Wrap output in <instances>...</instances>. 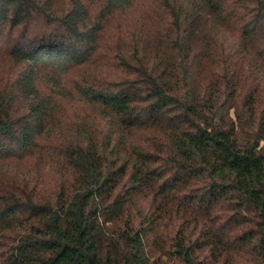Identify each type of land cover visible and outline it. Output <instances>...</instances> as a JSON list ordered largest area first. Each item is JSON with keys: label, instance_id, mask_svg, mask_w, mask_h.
<instances>
[{"label": "trees", "instance_id": "1", "mask_svg": "<svg viewBox=\"0 0 264 264\" xmlns=\"http://www.w3.org/2000/svg\"><path fill=\"white\" fill-rule=\"evenodd\" d=\"M135 1L0 0V264H264V0H165L105 53Z\"/></svg>", "mask_w": 264, "mask_h": 264}, {"label": "rangeland", "instance_id": "2", "mask_svg": "<svg viewBox=\"0 0 264 264\" xmlns=\"http://www.w3.org/2000/svg\"><path fill=\"white\" fill-rule=\"evenodd\" d=\"M165 0H136L134 4L124 11H118L113 16L110 17L106 23V40L104 42L103 50L105 53L112 52V48L117 49L120 47L123 51L128 49L131 35H136L140 37L142 41L153 43L156 39V36L167 26L168 18L167 14L164 11ZM0 53V73L6 69H9L13 66V63L5 60ZM100 64L98 63L93 69H100ZM92 69V70H93ZM83 68H74L64 76L65 85L70 88L73 92L70 94V100H65L62 104V110L59 112L62 118H68L69 115H79L83 114L84 110L96 114V109L93 106H85L76 101L77 94L74 92L71 86L73 82L81 77L83 73ZM108 71L110 74L119 73L116 68L109 67ZM2 74V73H1ZM3 75V74H2ZM112 123L115 124L114 119L111 117ZM64 120V119H63ZM129 129H127L128 131ZM179 131V130H178ZM129 132V131H128ZM127 135V145L128 153L132 149H137L142 135L139 133V130L134 131L132 129L131 133ZM126 155V154H125ZM144 194L140 193L138 195V202L142 203L146 208H148V200L144 199ZM148 198V197H145ZM209 246L206 248L208 250ZM205 253H211L212 259L215 261L214 252L219 254V251L212 252L208 250ZM224 251V250H223ZM225 254H231L229 251H224ZM210 261V260H209ZM208 264V263H207Z\"/></svg>", "mask_w": 264, "mask_h": 264}]
</instances>
